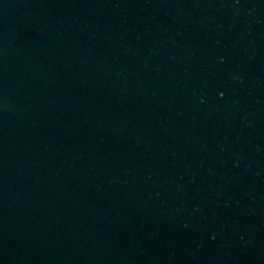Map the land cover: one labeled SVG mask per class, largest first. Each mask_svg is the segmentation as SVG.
<instances>
[{
	"label": "water",
	"instance_id": "water-1",
	"mask_svg": "<svg viewBox=\"0 0 264 264\" xmlns=\"http://www.w3.org/2000/svg\"><path fill=\"white\" fill-rule=\"evenodd\" d=\"M0 264H264V0H0Z\"/></svg>",
	"mask_w": 264,
	"mask_h": 264
}]
</instances>
